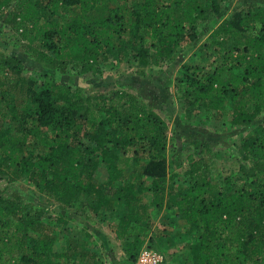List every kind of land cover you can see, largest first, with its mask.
<instances>
[{
	"label": "trees",
	"instance_id": "trees-1",
	"mask_svg": "<svg viewBox=\"0 0 264 264\" xmlns=\"http://www.w3.org/2000/svg\"><path fill=\"white\" fill-rule=\"evenodd\" d=\"M235 7L221 17L223 0H0V19L21 35L19 51L0 49V181L34 186L58 204V224L72 217L67 208L98 215L120 203L108 227L129 264L147 242L161 251L152 234L147 241L154 208L184 221L173 264H264V0ZM196 46L211 62H184ZM112 54L139 75L149 65H179L187 125L204 109L252 129L237 148L238 169L215 181L210 144L188 141L194 151L179 184L169 124L153 101L121 89L87 94L58 78L116 69ZM46 206L0 190V264H105L97 250L68 244L67 230L56 250ZM95 233L111 255L110 240Z\"/></svg>",
	"mask_w": 264,
	"mask_h": 264
},
{
	"label": "rangeland",
	"instance_id": "rangeland-1",
	"mask_svg": "<svg viewBox=\"0 0 264 264\" xmlns=\"http://www.w3.org/2000/svg\"><path fill=\"white\" fill-rule=\"evenodd\" d=\"M239 1L241 0H223L225 11L221 13V17L229 16ZM3 20V18L0 19V49L7 53L10 50L17 52L20 49L17 39L21 38V35L13 31ZM202 42H206V38H202ZM197 48L198 46L188 52L184 62L202 65L208 64L209 61L211 62L212 57H208L206 51H199ZM21 55L23 56L24 54ZM114 57L115 54H112L110 62H117ZM115 66L116 69L112 66L110 67V64L107 67L105 66L103 73L98 76L93 74H72L69 72L63 75L60 74L58 78L65 83L82 84L87 94L121 89L140 94L153 101L155 109L169 124L170 135L173 138L168 151V159L170 162H175L173 166L175 168L174 172H180V178H177L178 182H180L179 184H182L183 170L187 167L186 156L194 151L187 148L189 145L188 141L201 140L203 143L210 144L211 153L207 157L212 164L215 181L221 179L224 174L235 172L238 169L237 148L241 143L242 137L245 134H250L252 129L245 130L244 128L230 126L226 124L227 118L224 119V123L217 121L212 114H209L204 109L190 119L191 125H187L184 117L187 104L178 96L176 77L178 76L179 65L174 66L173 63L169 64L168 62L159 66L149 65L145 69V75H139L135 72V67L128 64H119L117 62ZM32 70L33 66H26V74H33ZM181 160L183 161V167L180 164ZM143 167V162L136 166V168L141 170ZM131 170L130 167L127 168L129 174H131ZM105 180L106 173L102 169L97 174L96 181L100 183ZM0 190L4 192L5 196L13 191H20L25 197L33 196L38 206H48V208L47 206L45 208V218L58 227L56 250H62V239H65L63 234L67 230L68 244L77 243L81 244L82 247L84 245L83 242L87 241L85 246L97 250L105 260V264H129L121 244L108 227L110 222L117 220V215L122 210L120 203L113 202L112 207H104L98 215L85 212L80 206L67 208L65 211L72 214V217L68 220V223L58 224V204H50V202L47 204V199L34 186L27 185L25 180H19L11 184L7 180H1ZM145 199L148 200L147 195H145ZM80 201H77V204ZM152 216L154 227L147 241H149L152 234L154 245L166 254L168 263L173 264L174 261L171 260V254L177 250L174 237L176 232L184 227V221L176 219L175 213L168 209L157 210V208H154L152 209ZM96 231H101L103 234L108 232L107 234L111 238V255L106 254L107 251L105 252L104 247L102 248L100 243H98L99 236L95 233ZM147 244L149 245L148 242ZM81 247L79 252L84 250Z\"/></svg>",
	"mask_w": 264,
	"mask_h": 264
},
{
	"label": "built area",
	"instance_id": "built-area-1",
	"mask_svg": "<svg viewBox=\"0 0 264 264\" xmlns=\"http://www.w3.org/2000/svg\"><path fill=\"white\" fill-rule=\"evenodd\" d=\"M135 264H166V255L146 243L140 250Z\"/></svg>",
	"mask_w": 264,
	"mask_h": 264
},
{
	"label": "crops",
	"instance_id": "crops-1",
	"mask_svg": "<svg viewBox=\"0 0 264 264\" xmlns=\"http://www.w3.org/2000/svg\"><path fill=\"white\" fill-rule=\"evenodd\" d=\"M108 232H106V233H104V237H105V239H107V240H110L111 238H109L110 236H109V234H107ZM108 235V236H107ZM112 235V234H111ZM63 240V239H62ZM58 241V240H57ZM87 242V241H86ZM86 242H83V246H85V244H86ZM105 242H106V240H105ZM110 242V244H111V240L109 241ZM98 243H100V246L103 248L104 246H105V243H104V239H101V238H99V242ZM109 244V243H108ZM87 245V244H86ZM55 248H56V245H55Z\"/></svg>",
	"mask_w": 264,
	"mask_h": 264
}]
</instances>
